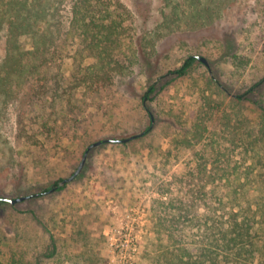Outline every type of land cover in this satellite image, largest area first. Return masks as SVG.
Here are the masks:
<instances>
[{
    "label": "trees",
    "instance_id": "trees-1",
    "mask_svg": "<svg viewBox=\"0 0 264 264\" xmlns=\"http://www.w3.org/2000/svg\"><path fill=\"white\" fill-rule=\"evenodd\" d=\"M63 1L0 0L4 43L0 137L4 135L2 124L9 119V99L19 94L22 82L32 89L29 120L45 111L42 126L51 134L54 129L48 121L63 113L64 99L69 112L84 114L100 105V93L110 79L144 75L152 80L141 97L149 117L143 135L163 122L169 146L158 153L161 164L170 170L180 163L182 167L171 171L167 190L160 192L164 199L153 198L152 221L129 248L130 252L134 249L131 264H264V76L240 87L208 72L207 79H191L190 86L196 85L198 95L196 107L181 103L177 110L170 104L165 108L160 95L185 80L180 78L199 59L189 54L178 68L164 73L157 61L154 65L149 61L159 54L165 33L178 29L188 18L204 26L219 18L231 0H163L158 22L148 7L128 8L118 0H66L65 20L58 27L53 16ZM134 18L143 19L140 30L154 34V39L147 49L142 46L143 37L131 38L128 52L122 51L125 28L133 29ZM202 30L195 35L201 38ZM70 35L78 46L66 77L57 72L56 62L62 54L59 43L70 40ZM217 40L224 45L232 39L220 36ZM162 49L166 51L165 44ZM85 50L92 54V64L83 65ZM225 54L237 71L248 64L246 56L235 50ZM42 98L44 106L39 103ZM151 115L155 123L149 129ZM29 120L18 125L17 137L36 146L44 131L36 122L31 126ZM61 181L44 192L62 189ZM55 250L52 243L50 257Z\"/></svg>",
    "mask_w": 264,
    "mask_h": 264
},
{
    "label": "rangeland",
    "instance_id": "rangeland-1",
    "mask_svg": "<svg viewBox=\"0 0 264 264\" xmlns=\"http://www.w3.org/2000/svg\"><path fill=\"white\" fill-rule=\"evenodd\" d=\"M65 1L53 16L58 27L65 20ZM118 1L128 8H150L155 22L160 20L164 5L163 0ZM142 21L134 18L133 29L125 28L122 51L128 52L130 39L138 37H143L142 46L149 48L154 34L140 30ZM202 25V21L188 18L178 29L165 33L159 54L148 58L152 65L155 61L159 63L161 73L178 68L189 54L201 56L208 63L206 67L199 60L186 77L180 78L185 80L160 95L165 108L170 104L179 110L181 103L195 108L198 95L196 85L190 86L191 79H207L208 72L213 71L223 83L242 84L240 87L264 76V0H231L219 18ZM201 29L200 38L195 32ZM192 33L196 38L191 37ZM220 36L232 40L222 45L217 40ZM59 46L62 54L57 56L56 70L69 77L78 45L70 35V40ZM228 50L246 56L248 64L237 71L225 54ZM141 54L149 53L141 50ZM3 55L0 37V59ZM91 55L84 51L83 65L94 62ZM151 80L134 73L110 79L99 95L100 105L84 114L69 112L68 101L64 99L63 113L51 116L48 121L54 129L51 134L42 126L45 111L29 120L32 89L28 83H21L19 94L9 99V119L2 124L0 197L27 198L15 204L0 202L3 264H131L134 249L130 252L129 248L140 240L144 227L152 221L153 198L164 199L160 192L167 190L171 171L182 167L180 163L170 170L161 164L158 153L169 146L163 122L143 135L149 117L141 97ZM39 103L44 106V99ZM28 120L31 126L36 122L44 131L36 146L26 145L17 137L18 125ZM153 121L154 124V116ZM139 134L123 142L124 146L113 141ZM101 140L107 142L89 151L80 173L72 181L60 190L44 192L54 182L70 177L88 145ZM36 193L39 195L34 196ZM52 243L56 250L50 257Z\"/></svg>",
    "mask_w": 264,
    "mask_h": 264
},
{
    "label": "water",
    "instance_id": "water-1",
    "mask_svg": "<svg viewBox=\"0 0 264 264\" xmlns=\"http://www.w3.org/2000/svg\"><path fill=\"white\" fill-rule=\"evenodd\" d=\"M197 58H198V59H199V60H200V61H201L206 67H208V63H207V61L205 60V58H203V57H201V56H197ZM151 121H152V125L149 127V129L152 128V126H153V122H154V121H153V116H152V115H151ZM141 134H142V133H141ZM137 136H140V134H139V135H133V136L128 137V138H126V139H122V140H113V141H114V142H117V143H120V142H127V141H129V140L134 139V138L137 137ZM105 142H107V140L96 141V142H93V143H91L90 145H88V147H87L86 150L84 151L83 156H82V159H81V161H80L78 167H77L76 170L74 171V173H73L72 175H70V177H68V178L62 180L61 182H59V186H62V185H64L65 183L72 181V180H73V179H74V178L80 173V171H81V169H82V167H83V165H84V163H85V160H86V157H87L89 151H90L92 148H95V147H97V146H99L100 144L105 143ZM54 189H55V188H51V189L49 190V192L53 191ZM25 198H27V197H25V196H21V197H17V198L0 197V201H6V202H9V203H11V204H15V203H18V202L23 201Z\"/></svg>",
    "mask_w": 264,
    "mask_h": 264
}]
</instances>
